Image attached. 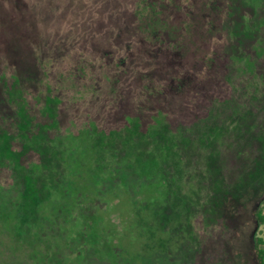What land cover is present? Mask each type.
<instances>
[{
  "label": "rangeland",
  "instance_id": "1",
  "mask_svg": "<svg viewBox=\"0 0 264 264\" xmlns=\"http://www.w3.org/2000/svg\"><path fill=\"white\" fill-rule=\"evenodd\" d=\"M83 134L75 206L17 215ZM0 194V264H257L264 0H0Z\"/></svg>",
  "mask_w": 264,
  "mask_h": 264
},
{
  "label": "trees",
  "instance_id": "2",
  "mask_svg": "<svg viewBox=\"0 0 264 264\" xmlns=\"http://www.w3.org/2000/svg\"><path fill=\"white\" fill-rule=\"evenodd\" d=\"M86 137H88V139H89V136L87 134L80 135L79 144L74 147V151H71V147L70 148L67 147L66 145H68V144L64 143L65 150L62 151V154H63V157L65 159V167H63V170L60 172L61 173V180L58 181V183L55 182L52 189H50V191L46 195L47 199H46L45 194L41 190L39 184H37V182L44 177V173L42 172L41 169L35 168L34 166L29 168L28 174L26 176V181L28 184L26 183V185H25L26 188L23 191V194L22 193L20 194L21 198H22V203L21 204L19 203L18 208L14 211L17 215L21 213V209L24 206L23 205L24 202H25V207H26L27 212H29V210H31V209L39 210L41 208L44 210V212H47L48 206H50V202L52 201L54 194H58L60 197H63L62 195L64 194L65 196H67L69 198V200L71 202H73V206H75V204L78 202L77 198H79L83 194L79 190V188H81V187H79L77 182L73 181V179H75V178H80V180H81V178L84 180L87 179V177L86 178L83 177V175H85L86 173L84 171H82V169L86 168V163L87 164L91 163V160L88 159V157L91 158L93 161L98 160L97 164L95 163V168H91V169H94L93 170L94 174H97V172H99V170L102 168V160L100 158V155L102 154V151H101L102 149H100V151H99L97 148H94L95 146L93 147V145H91L89 143L87 145H85L86 146V148H85L84 145L82 144V142H83V140L84 141L87 140ZM75 141H77V139H75ZM73 144H74V141H73ZM80 146L84 147L85 151H87V149H90L91 153L89 154V156L86 157L83 150H81V153L77 150V148ZM55 147H57V144L55 145ZM61 148H62V146H61ZM94 151H95V153H94ZM92 154H94V155L90 156ZM78 155L80 157H82V159H83V164L81 165L82 167L79 164L76 165L70 159L73 156H78ZM147 165H149V164H147ZM149 167H150V165H149ZM80 168H81V170H80ZM150 168H152V167H150ZM87 169H90V168H87ZM88 173L89 172H87V174ZM36 174H37V176H36ZM97 177H100V176L97 175ZM88 181H92V180H88ZM73 182H75V183H73ZM14 184H15V186L12 188V191L10 193H12L17 188V186L19 184L17 177H16ZM86 185L88 186V184H86ZM67 188H69L70 192L66 191ZM43 195L45 196L44 198H42ZM1 196L4 198L5 195H1ZM53 207H54V211H55L54 213L59 212V211L62 213L61 210L57 211L56 206L53 205ZM34 210H32V211H34ZM8 211L11 213L8 212L7 214L13 215L14 212H12L10 208ZM0 212H1V210H0ZM0 216L2 217V215H0ZM255 217H256L259 225L264 226V214H263V212L258 211L255 214ZM55 218H57V217H55ZM77 218L78 217L75 216L74 209L71 207L68 210V218L63 219V220L66 222V224L73 222V224L76 225L75 221H77ZM80 218L82 219L80 221L81 223L86 222L85 217H84V219H83V217H80ZM38 219L39 218L36 219V221H37L36 223H38ZM42 220H44V218ZM58 221L60 222V224ZM26 222L27 221H25L24 223L26 224ZM39 223H42V222H39ZM61 224H62V221L59 218H57L56 223L55 224L53 223L52 230H51V233L58 236L59 238H63V236H61V234H59V231H58V227ZM51 225H52V222H51ZM77 229H80V227H78ZM40 231L45 232L48 230L44 226V227H41ZM255 256H256L257 264H264V239L263 238L256 237V239H255Z\"/></svg>",
  "mask_w": 264,
  "mask_h": 264
}]
</instances>
